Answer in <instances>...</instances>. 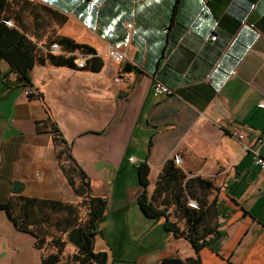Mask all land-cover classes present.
I'll list each match as a JSON object with an SVG mask.
<instances>
[{"label":"crops","instance_id":"crops-1","mask_svg":"<svg viewBox=\"0 0 264 264\" xmlns=\"http://www.w3.org/2000/svg\"><path fill=\"white\" fill-rule=\"evenodd\" d=\"M3 15L42 52L65 37L102 65L34 64L37 95L27 98L0 58V204L16 214L21 198L71 202L49 119L91 195L105 201L92 236L104 264H264V170L249 151L261 138L264 158V0H7ZM155 80L174 95L154 96ZM175 158L186 177L216 187L215 233L197 250L135 202L137 165L148 166L150 196L163 162ZM55 238L65 243L36 244L0 208V264H41L56 252L55 264H78L65 233Z\"/></svg>","mask_w":264,"mask_h":264},{"label":"trees","instance_id":"trees-1","mask_svg":"<svg viewBox=\"0 0 264 264\" xmlns=\"http://www.w3.org/2000/svg\"><path fill=\"white\" fill-rule=\"evenodd\" d=\"M6 5L7 0H0V58H3L10 69L17 73V79L22 86L30 85L28 71L34 64L47 63L53 66L74 67L75 56L72 54L74 52L88 55L82 68L98 70L101 67L102 62L94 56L93 49L65 37L52 40L51 43L58 46L57 53L49 51L50 45L42 52L24 36L17 23H12L11 26L5 24L9 21L3 15ZM43 123L52 134L56 159L63 176L72 191L85 200L87 217L82 225H75L80 231V242L75 247L77 253L73 256V260L78 264H104L105 254L92 250V236L97 231V223L102 217L105 201L91 195L89 180L71 161L68 147L54 122L47 119ZM147 174L148 166L139 163L136 167V176L141 189L135 202L140 212L147 218H161L164 230L176 237L184 238L194 250L208 243L209 239L206 237L215 233L216 187L213 182L199 176L186 177L174 160L167 159L156 176L151 195L148 196L145 190L148 183ZM189 200L194 202V206L189 205ZM0 208L4 209L6 216L17 230L31 234L38 245L43 242L44 237L31 228L34 221H43L38 215H42L46 210L70 215L74 213V207L70 203L34 198H21V205L16 214L12 213L9 202L0 204ZM72 225L74 226L69 224L65 232ZM50 243L60 247L65 242L51 238ZM57 254L58 252L42 257L41 264H55L58 260ZM158 264H199V260L197 257L184 261L178 258H165Z\"/></svg>","mask_w":264,"mask_h":264},{"label":"rangeland","instance_id":"rangeland-1","mask_svg":"<svg viewBox=\"0 0 264 264\" xmlns=\"http://www.w3.org/2000/svg\"><path fill=\"white\" fill-rule=\"evenodd\" d=\"M70 204L74 207L73 214L70 215L64 212H53L46 210L42 215H38L43 221H34V224L31 226V228L34 229L38 235L43 236L44 238H55L58 235L61 237L63 232H65V230L68 228L69 224H74V226L82 225L87 217L84 198L77 196L72 191V200ZM108 230V225L101 226L102 234L104 232H108Z\"/></svg>","mask_w":264,"mask_h":264},{"label":"built area","instance_id":"built-area-1","mask_svg":"<svg viewBox=\"0 0 264 264\" xmlns=\"http://www.w3.org/2000/svg\"><path fill=\"white\" fill-rule=\"evenodd\" d=\"M6 25H10V21L5 22ZM126 28L131 27V23H127ZM252 27V25H249ZM215 35L212 33L209 36L210 41H214ZM49 51L52 53H57L58 52V46L55 43H51L49 46ZM88 57V55L85 54H77V56L74 58L73 62L76 65V67H82L84 65L85 59ZM117 77L114 78L115 81H117ZM152 92L154 96H162V97H171L174 95L173 91L169 89L167 86L159 82L158 80H155L152 86ZM22 94L29 98L30 96H36L37 91L31 85L25 84L22 86ZM259 107H262L264 105V101H260L257 104ZM261 143V138L257 139V145L250 147L249 151L252 154V162L258 166L260 169L264 170V158H262L259 153H258V145ZM131 160V158H129ZM178 158L174 159V163H178ZM189 205L194 206V202L192 200H189Z\"/></svg>","mask_w":264,"mask_h":264},{"label":"water","instance_id":"water-1","mask_svg":"<svg viewBox=\"0 0 264 264\" xmlns=\"http://www.w3.org/2000/svg\"><path fill=\"white\" fill-rule=\"evenodd\" d=\"M129 66L124 63L123 64V72H128ZM18 183L15 182V185ZM65 241L67 244H69L72 247H76L80 242V231L76 226H72L69 228V230L65 233Z\"/></svg>","mask_w":264,"mask_h":264}]
</instances>
